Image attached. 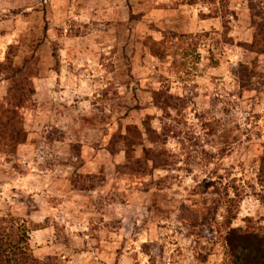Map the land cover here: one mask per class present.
Wrapping results in <instances>:
<instances>
[{"label": "rangeland", "instance_id": "rangeland-1", "mask_svg": "<svg viewBox=\"0 0 264 264\" xmlns=\"http://www.w3.org/2000/svg\"><path fill=\"white\" fill-rule=\"evenodd\" d=\"M260 10L0 0V66L14 58L35 88L19 146L0 133V264L13 233L39 264H224L229 211L264 226Z\"/></svg>", "mask_w": 264, "mask_h": 264}, {"label": "trees", "instance_id": "trees-1", "mask_svg": "<svg viewBox=\"0 0 264 264\" xmlns=\"http://www.w3.org/2000/svg\"><path fill=\"white\" fill-rule=\"evenodd\" d=\"M256 15L263 17V22H255L256 33L254 42L248 48L252 52L264 54V11L260 10ZM0 72L7 74L6 80L10 83V93L12 95L10 108L8 107L9 110L4 111L3 108L0 111L4 118L0 117V133L2 136L11 135V143H6V145L16 147L21 143L20 138L23 136L18 131L20 129L15 123L20 116L19 109L33 107L32 97L35 94V88L32 80L26 77L22 70L14 67V58L12 57H8L6 62L0 66ZM134 131H136L135 135H133ZM128 135L124 140L126 142L128 140L130 145L137 142L140 138V132L137 128L129 129ZM131 135H133L132 138H129ZM136 135H138L137 139ZM259 179L261 184L264 185V166ZM233 201L235 200L231 199V202ZM238 203H241V201ZM237 218V212L234 214L229 211L224 231L218 229L226 247L224 264H264V226L249 218L244 227L235 228L232 225ZM3 220L5 219H0V221ZM20 237L17 233L10 235V251L7 254L5 264H39L37 259L30 255L29 249L21 248L22 239ZM22 238L26 240V235Z\"/></svg>", "mask_w": 264, "mask_h": 264}]
</instances>
